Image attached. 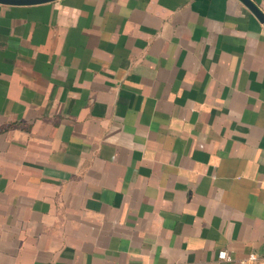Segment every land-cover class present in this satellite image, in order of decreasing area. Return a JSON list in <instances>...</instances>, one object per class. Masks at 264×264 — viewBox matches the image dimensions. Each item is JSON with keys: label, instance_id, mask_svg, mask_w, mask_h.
Returning <instances> with one entry per match:
<instances>
[{"label": "crops", "instance_id": "0c3cea01", "mask_svg": "<svg viewBox=\"0 0 264 264\" xmlns=\"http://www.w3.org/2000/svg\"><path fill=\"white\" fill-rule=\"evenodd\" d=\"M243 260L264 264L256 15L241 0L0 2V264Z\"/></svg>", "mask_w": 264, "mask_h": 264}, {"label": "water", "instance_id": "95a60500", "mask_svg": "<svg viewBox=\"0 0 264 264\" xmlns=\"http://www.w3.org/2000/svg\"><path fill=\"white\" fill-rule=\"evenodd\" d=\"M51 0H0L1 3L7 4H35V3H42ZM255 15L256 17L262 22L264 26V15L263 13L257 8V6L251 0H241Z\"/></svg>", "mask_w": 264, "mask_h": 264}, {"label": "built area", "instance_id": "2783aa9c", "mask_svg": "<svg viewBox=\"0 0 264 264\" xmlns=\"http://www.w3.org/2000/svg\"><path fill=\"white\" fill-rule=\"evenodd\" d=\"M218 258L222 259V260H231L230 256L227 254V252L225 250H220L218 252ZM248 259L253 260V259H255V256L253 254H250ZM241 263L244 264L245 261L243 260V261H241Z\"/></svg>", "mask_w": 264, "mask_h": 264}]
</instances>
